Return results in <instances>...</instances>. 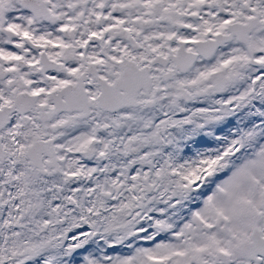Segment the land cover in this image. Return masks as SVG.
Instances as JSON below:
<instances>
[{
    "label": "snow or ice",
    "instance_id": "obj_1",
    "mask_svg": "<svg viewBox=\"0 0 264 264\" xmlns=\"http://www.w3.org/2000/svg\"><path fill=\"white\" fill-rule=\"evenodd\" d=\"M0 264H264V0H0Z\"/></svg>",
    "mask_w": 264,
    "mask_h": 264
}]
</instances>
